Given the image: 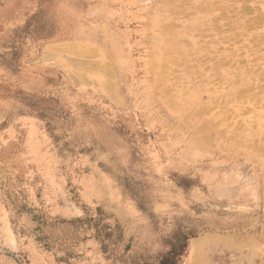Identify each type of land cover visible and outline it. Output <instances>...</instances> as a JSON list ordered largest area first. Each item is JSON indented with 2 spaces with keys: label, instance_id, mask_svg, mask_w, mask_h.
<instances>
[{
  "label": "rangeland",
  "instance_id": "1",
  "mask_svg": "<svg viewBox=\"0 0 264 264\" xmlns=\"http://www.w3.org/2000/svg\"><path fill=\"white\" fill-rule=\"evenodd\" d=\"M211 1L0 0V264H264V0Z\"/></svg>",
  "mask_w": 264,
  "mask_h": 264
},
{
  "label": "bare ground",
  "instance_id": "2",
  "mask_svg": "<svg viewBox=\"0 0 264 264\" xmlns=\"http://www.w3.org/2000/svg\"><path fill=\"white\" fill-rule=\"evenodd\" d=\"M250 1L252 0H212L210 2L211 8H210L209 28L213 36L212 41L214 43V47H218V49L219 47L220 48L224 47L225 49L224 51L230 50L229 47L232 44V40L235 38L237 39L238 37L237 36L238 33L236 31L234 32L232 31L237 27V22L239 21V18H242L243 16L247 15L248 13L251 12V10L258 8V7H252L253 5L252 6L249 5L248 2ZM257 1H261V0H257ZM199 3L200 5H202L205 3V0H200ZM262 13H264V11ZM251 18H253L251 21L252 23H248V24L251 26L253 31L250 32V34H248V36L250 37V40L249 39L248 40L251 41L252 45H250V48L248 50L249 61L247 65L249 66L246 69L248 81L247 80L244 81L246 85L245 91L246 93L247 92L250 93L249 96H251L252 101H256V103H260V102L263 103L262 101L264 100V51H263L264 32L258 30V28L260 27L261 25L260 23L262 19H264V16L258 15L255 17L252 16ZM247 20L249 19L247 18ZM199 24H200L199 32L201 33L200 35H202L203 31H205L204 29L205 22ZM66 47H74V46L68 45ZM224 58L225 57H220V58L218 57V62H216V65L220 66L222 64L224 65L230 63V61L227 62ZM236 76L237 75H234L231 78L232 79L231 83H233L234 90L231 91L230 95L233 97H237L239 92V89H237L235 86V84L238 83L237 80L238 77L235 78Z\"/></svg>",
  "mask_w": 264,
  "mask_h": 264
}]
</instances>
